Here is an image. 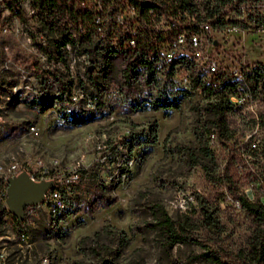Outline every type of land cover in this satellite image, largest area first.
Wrapping results in <instances>:
<instances>
[{
	"label": "rangeland",
	"instance_id": "374dc122",
	"mask_svg": "<svg viewBox=\"0 0 264 264\" xmlns=\"http://www.w3.org/2000/svg\"><path fill=\"white\" fill-rule=\"evenodd\" d=\"M29 2L0 0V163L4 166L7 153L14 152L20 170L33 178L70 174L79 192L71 194L65 215L53 227L45 222L43 205L30 206L26 221L17 223L3 197L8 178L0 171V264H213L202 257L203 249L231 264H252L245 254L251 215L222 194L226 177L237 189L252 186L258 192V170L245 167L247 154L239 144L261 135L255 122L264 112V78L253 81L251 96L241 93L245 100L226 114L232 136L224 138L211 123L209 100L197 88H181L179 70L170 79L154 73L147 84L145 77L135 76L134 90L126 93L120 60H111L102 76L99 48L60 44L61 33L45 27ZM209 3L224 9L221 0ZM18 5L26 11L23 20L10 10ZM262 20L241 31L214 33L215 44L198 55L210 53L225 66L244 59L249 70L262 67ZM92 33L97 46L108 45L106 31ZM47 73L69 86L61 99L54 97L58 85ZM91 96L100 103H92ZM157 96L175 106L153 109ZM39 98L47 105L42 110ZM31 123L38 129L34 135L26 132ZM208 129L222 139L219 148L204 154L198 146L206 143ZM95 192L115 194L116 199L83 211ZM195 194L217 202L215 225L195 221L197 206L190 209ZM181 195L190 198L185 210L179 207ZM155 203L175 225L183 213L188 215L191 224L182 229L184 240L168 244L157 228L146 224ZM20 230L27 232L29 244L18 239Z\"/></svg>",
	"mask_w": 264,
	"mask_h": 264
},
{
	"label": "built area",
	"instance_id": "2783aa9c",
	"mask_svg": "<svg viewBox=\"0 0 264 264\" xmlns=\"http://www.w3.org/2000/svg\"><path fill=\"white\" fill-rule=\"evenodd\" d=\"M161 1L155 7L150 6L139 11L133 3L116 0L111 10H101L98 7L100 14H96L93 20L103 23L110 46L136 48L150 42L156 49V57L150 67L152 75L159 73L165 77L164 71L169 61L179 58V62L173 65L174 72L170 78L179 70L181 88L190 92L197 88L209 101L213 100L215 91L222 80L233 81L236 83V89L241 92L237 91L234 95L226 93V96L233 108L239 107L245 100L241 93H245V98L252 94L253 80H248L246 77L247 72L252 69H248L244 59L225 66L210 53L200 56L198 53L200 49L215 44L213 34L216 32L241 31L246 29L250 23H262L264 0H221L224 5L222 10L210 5V0ZM80 5L92 7L96 5V2L95 0H80ZM26 8L28 9V6ZM146 74L145 67L137 65L129 71L128 80L132 82L135 76L145 77ZM91 100L94 103L92 96ZM256 126H258V122H256ZM37 130L36 125L31 123L26 132L34 135ZM220 139L222 138L214 129H208L205 133L206 146L211 150L219 148ZM256 141L257 138L253 137L250 144L255 145ZM19 170L15 153H7V161L4 166L0 163V171L3 172L5 179L11 173H16ZM29 174L33 178L32 174ZM258 177L260 178L259 174ZM50 178H53L56 186L48 187L39 201L26 205L24 209L27 212L30 206L43 205L47 214L45 222L48 227H53L58 221L59 212L66 208L68 195L78 193L79 190L72 186L75 177L70 174L61 179ZM256 188L257 193L253 191L252 186L238 190L250 200L264 202V183L261 178ZM3 197H6L5 193ZM222 198L232 206L239 205L238 197L232 195L226 187L223 189ZM189 199L182 195L179 196V207L183 210L185 207H189ZM17 237L23 243L29 244V236L26 231L20 230ZM105 264H112V262L105 260Z\"/></svg>",
	"mask_w": 264,
	"mask_h": 264
},
{
	"label": "trees",
	"instance_id": "16d2710c",
	"mask_svg": "<svg viewBox=\"0 0 264 264\" xmlns=\"http://www.w3.org/2000/svg\"><path fill=\"white\" fill-rule=\"evenodd\" d=\"M14 1L17 2V0ZM125 1L135 4L139 11L144 10L146 7H155L158 3L162 2L161 0ZM95 2V6L85 7L80 5V0H30L29 6L31 7L32 11L34 10L38 20L45 27L49 29H55L61 33L60 44L70 42L72 45L85 44L94 50L99 48L100 57L102 60V76H105L107 73L111 60H120L122 63V89H124L126 93L132 92L134 90V86L133 82L128 80L129 71H131L137 65L144 66L147 72L144 83L147 84L149 82V78L152 76V70L150 67L152 61L156 57V49L150 42H147L145 45H141L136 48H118L110 45H106L105 47L97 46L99 44V40L95 39L96 37H94L92 32L94 29L99 31H105V29L101 21L95 22L93 20L94 16L96 14H100V9L111 10L115 5L116 0H95ZM10 10L19 19H24L26 11L20 5L10 6ZM177 62H179V58H173L169 61L167 68L164 71L168 78H170V75L174 72L173 65ZM47 74L58 85L57 93L54 97L61 99L62 94L69 92V86L65 85V83L61 81L60 77L51 73ZM246 77L248 80H253L255 82L264 78V64H262V67H257L252 69V71L247 72ZM237 91L236 83L230 80H222L219 87L215 91L213 100L207 102V107L213 116L211 123L214 127L219 129V133H221L224 138H230L232 136L231 128L228 127L226 122V114L231 111V109H235L228 100L226 93L233 95L236 94ZM92 99L97 105L100 103L96 96H92ZM32 103H34V100ZM38 104H40L38 106V110H42L47 106L45 102L41 101L40 98ZM174 104L175 102H171L161 96H157L152 100L153 109L174 107ZM77 120H81V118L79 117ZM257 122L258 128L262 129V132L260 136L255 137L257 138L255 145L250 144L253 137L251 138L249 136L244 141H241L239 146L240 151L247 154L246 157H244L246 159L245 167L249 166L252 168H257L258 174L264 183V112L258 115ZM155 126V121H152L149 125L151 138H154ZM13 129L15 128H12V130ZM198 149L204 154L210 151L205 142L204 144H200ZM186 151L189 156L193 155V153L188 148H186ZM50 179L51 184L48 187L56 186V183L53 182V178ZM224 180L225 187L231 192L232 195L238 197L239 205L251 215V219L253 221V226L247 239L248 247L245 254L252 264H264V202L260 200L248 199L244 193L237 189V186L234 184L231 178L226 177ZM72 195L75 196L77 194ZM72 195H68V200ZM193 198L194 204L191 205L190 209L192 210L194 206H197L198 216L195 221H199L200 224L206 226L215 225L217 223V202H211L204 196L198 194H195ZM115 199V194L108 196L103 192H95L91 196L90 200L81 206V209L85 212H90L95 207L105 206ZM1 208L2 210H7L5 205H1ZM153 213L152 220L146 222V224L150 227L157 228L161 237L166 243L171 244L174 241L184 240L185 236L182 233V229H184L187 224H191V221L188 220L187 214L183 213L181 220L177 223V225H175L161 204H153ZM64 215L65 210H61L57 215V218L60 219ZM14 218L17 223L26 221L25 209L24 215L21 219H18L15 216ZM201 255L203 258L212 262L213 264H231L230 262L221 259L218 254L209 249H203L201 251Z\"/></svg>",
	"mask_w": 264,
	"mask_h": 264
},
{
	"label": "water",
	"instance_id": "95a60500",
	"mask_svg": "<svg viewBox=\"0 0 264 264\" xmlns=\"http://www.w3.org/2000/svg\"><path fill=\"white\" fill-rule=\"evenodd\" d=\"M91 65L87 66L90 69ZM51 179H34L26 170L8 176L5 201L8 209L18 218L24 215V206L39 201Z\"/></svg>",
	"mask_w": 264,
	"mask_h": 264
}]
</instances>
